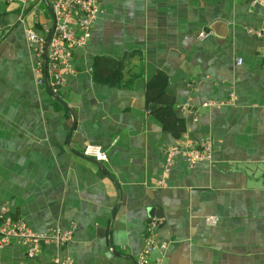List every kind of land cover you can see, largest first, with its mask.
Returning <instances> with one entry per match:
<instances>
[{
  "label": "crops",
  "instance_id": "obj_1",
  "mask_svg": "<svg viewBox=\"0 0 264 264\" xmlns=\"http://www.w3.org/2000/svg\"><path fill=\"white\" fill-rule=\"evenodd\" d=\"M100 5L54 93L27 37L52 28L45 0H0V208L38 232L74 227L71 264H139L152 220L167 244L153 264H264V42L251 33L264 0ZM202 137L211 161L167 169L169 148ZM89 144L108 162L84 156ZM56 252L31 260L12 242L0 264Z\"/></svg>",
  "mask_w": 264,
  "mask_h": 264
},
{
  "label": "built area",
  "instance_id": "obj_2",
  "mask_svg": "<svg viewBox=\"0 0 264 264\" xmlns=\"http://www.w3.org/2000/svg\"><path fill=\"white\" fill-rule=\"evenodd\" d=\"M27 5L37 0H7ZM103 0H52L51 7L55 16V30L49 44L47 63L45 52L51 28L45 33H38L33 29L27 30L28 43L36 56L35 72L39 84H47L50 90L56 93L65 84V77L74 73V50L86 46L91 38L92 28L101 12L100 3ZM251 33L264 42V27L252 30ZM209 32L199 33V39H206ZM264 53V51H263ZM242 64V59L237 60ZM206 104L205 106H209ZM83 155L98 162H108L109 157L100 145L89 144L85 146ZM184 155L190 165H196L213 158V145L209 137H202L197 141L185 140L183 144L173 146L167 150V169L171 167L175 158ZM215 224L217 219L207 220ZM158 221L152 220L147 226V243L139 257V264H153L150 256L156 251L164 252L167 244L158 238ZM74 227L69 230L59 228L47 232H38L31 229L22 218H14L8 208H0V247L10 245L12 242L21 244L26 250L27 258L35 260L42 252L44 246L53 245L56 253L53 264H71L70 257L63 255V248L73 238ZM158 259L155 264H161Z\"/></svg>",
  "mask_w": 264,
  "mask_h": 264
},
{
  "label": "water",
  "instance_id": "obj_3",
  "mask_svg": "<svg viewBox=\"0 0 264 264\" xmlns=\"http://www.w3.org/2000/svg\"><path fill=\"white\" fill-rule=\"evenodd\" d=\"M45 2L47 4V6H48V9H49L51 17H52V28H51V33H50V35L48 37V43H47V48H46L45 57H44L45 63H47L48 48H49V44H50V41H51L52 36L54 34V30H55V16H54V12H53L52 7H51L50 3L48 2V0H45Z\"/></svg>",
  "mask_w": 264,
  "mask_h": 264
}]
</instances>
